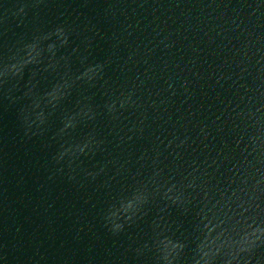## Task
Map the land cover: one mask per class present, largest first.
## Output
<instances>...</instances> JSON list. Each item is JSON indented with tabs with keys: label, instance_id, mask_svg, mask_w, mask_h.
<instances>
[{
	"label": "clouds",
	"instance_id": "obj_1",
	"mask_svg": "<svg viewBox=\"0 0 264 264\" xmlns=\"http://www.w3.org/2000/svg\"><path fill=\"white\" fill-rule=\"evenodd\" d=\"M48 3L49 0H0V107L15 109L26 138L50 134L49 138L56 143L57 150L51 158L54 167L49 179L67 175L69 181L82 187L84 181L94 182L105 175L111 165L114 171L104 182V187L111 189L112 180L131 174L129 161L113 158L98 162L92 169L85 166L86 160H94L107 151V141L96 130V122L101 114L109 118L117 146L143 138L146 128L150 127L147 108L138 95L144 81L118 92L112 90L106 79L110 58L103 61L91 59L96 33L94 27L87 29L93 34L84 35L75 46H72V38L80 36L81 32L67 22L48 30L34 26L30 33H16V38L8 42L10 24L26 26L29 11L38 15ZM133 55L130 54L129 59ZM49 76L53 82L42 89L41 81ZM183 87L187 92L186 82ZM85 89H99L104 97L103 104L97 105L95 93L85 92ZM165 91L169 92V97L160 101L163 105L177 94L171 83ZM74 95L77 98L68 107ZM190 98V94L186 95L184 102ZM149 106L158 108L155 101ZM137 112V119L127 126L128 134L121 135L123 129H117L125 119L124 114ZM57 123L59 126L53 131ZM89 125L92 126L90 130L77 138L75 134ZM199 135L205 138L209 135L206 127L200 128ZM191 140L185 129L183 136L173 133L164 144L163 151L159 144L143 150L137 157V163L140 169L150 167L151 172L145 176L138 169L132 174L131 186L112 197L101 210L103 225L112 236L118 237L127 228L145 221L152 212V205L159 200L163 203L150 221L151 237L131 249L137 259L150 255L152 264H249L252 254L264 247V222L250 221L241 230L226 228L221 222L220 230L213 236L209 231L213 228L212 222L203 216L201 209L193 223L195 237L189 240L176 234L180 226L170 217L173 211L180 216H188L192 212L193 193L202 188L197 184L199 166L193 161L191 171L177 180L174 175L166 176L161 158L167 152L174 160H180L181 150H186Z\"/></svg>",
	"mask_w": 264,
	"mask_h": 264
}]
</instances>
